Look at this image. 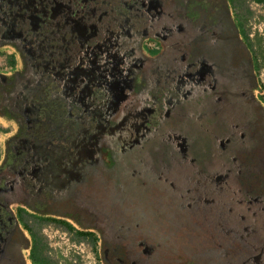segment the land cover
Returning <instances> with one entry per match:
<instances>
[{
    "label": "flooded vegetation",
    "instance_id": "obj_1",
    "mask_svg": "<svg viewBox=\"0 0 264 264\" xmlns=\"http://www.w3.org/2000/svg\"><path fill=\"white\" fill-rule=\"evenodd\" d=\"M240 1L0 0V49L14 50L8 56L10 69L0 70V117L17 123L8 132L3 129L8 138L0 156V264H35L31 249L38 234L31 220L49 221L47 213L102 230L104 264H232L238 258L236 246L243 245L224 243L235 235L213 234L214 226L198 205L178 209L176 195L165 190L172 184L149 189L148 201L133 200L132 209H142L122 217L125 221L118 223L126 229L109 237L102 223L115 227L111 222L117 220H107L106 207L117 206V198L106 196L117 194L98 179L97 171L107 163L114 166L113 152L129 155L140 146L158 156L159 169L168 171L173 164L192 168L187 161L162 157L167 138L183 133V128H221L226 136L240 139L231 146H236L242 182L245 171L252 169L240 162L245 139L249 146L264 142V91L259 90L263 61L258 36L246 29ZM253 1L264 5V0ZM147 40L154 45L149 48ZM167 47L172 49L169 61L150 63V57L161 56ZM184 105L188 108L182 110L186 114L181 122L195 111L197 117H208V126L179 125L174 114ZM200 149L190 150L199 154ZM133 157L135 165L128 161L126 168L142 170ZM196 157L201 159L197 166H209L202 159L206 156ZM198 171L208 177L201 182L202 190L219 187L216 182L226 176L212 178L210 172ZM255 177L245 181L249 187L255 186ZM126 179L121 176L112 183ZM191 179V190L199 191L194 172ZM135 181L134 189L145 187L142 178ZM261 187L264 196V175ZM106 189V194L98 192ZM93 193L96 200L97 194L102 197L99 203L105 211L96 209ZM173 210L181 214L188 234L200 236L203 230L212 238L204 236L205 243L195 247L192 256L175 252L178 256L166 263L164 245L174 238L167 237L161 225ZM147 212L155 221H147ZM168 223L173 224L169 228L175 225ZM239 254L236 264L253 256Z\"/></svg>",
    "mask_w": 264,
    "mask_h": 264
},
{
    "label": "rangeland",
    "instance_id": "obj_2",
    "mask_svg": "<svg viewBox=\"0 0 264 264\" xmlns=\"http://www.w3.org/2000/svg\"><path fill=\"white\" fill-rule=\"evenodd\" d=\"M240 4L242 13H246V29H248L250 33H256V35L263 42L262 45L264 46V5L257 4L253 0H241ZM260 27L263 29V32L260 31ZM154 43L155 42L153 40H147L145 42L149 48L152 47ZM3 50L4 51L0 49V70L7 71V69H10L8 56L14 50L12 48H5ZM170 50L172 49L167 47L161 56L152 58L150 57V63L160 59L169 61V56H171ZM142 52L145 58H149L148 54L143 48ZM258 76L260 77L259 90L260 92H263V62L259 68ZM186 108H188V105L180 106V108L178 107L176 113L174 114L176 116L175 120L180 123L179 125L184 124L183 127H185V124L187 123L194 125L205 124L208 126V117H197L194 115L195 111L192 116H186L185 122H181L182 117H184L186 114L182 110H186ZM189 114H192V112L189 111ZM15 126H17V123L11 118L0 117V156L4 151L6 140L8 138V135L5 134L6 132H4V130H7L8 132L11 130V128H15ZM185 129L186 128H183V133L174 136L173 139L167 138V146L164 147L166 149L162 157H165L167 162L172 159L179 162L187 161L192 166V168H190L188 165L181 166L180 164H177L174 166L173 164L171 167H169L168 171H165V168L159 169L158 165L160 164L156 163L155 161L158 156L152 154L148 155L146 149L140 146L139 150H134L135 152H132L133 154L129 155L118 151L113 152L114 166L112 167L109 165V163H107V165H103L101 167L100 171H97L102 173V176H99L101 175L99 173L98 179L102 180V183L112 186L110 189L114 190V187L117 194V197L112 195V198L110 197V194H107L106 196L109 199L117 198V200H113L116 201L117 206L112 207L111 205L109 208L105 204V206H107L106 211H109V214L112 216L110 217L109 215L107 220H111L112 218H114L113 220H117L115 223L111 222L113 225H115V227H108L107 222L104 221V223H102L104 224L103 230L107 232L108 236L113 232H124L126 229L125 225H120L118 222H121L123 218L128 216L132 217L134 215L133 213L136 212L135 210L142 209L141 207L132 209L130 204L133 203L131 202H133V200L140 203L144 200L148 201L149 197L147 194L149 189L154 188V190H158V185H161V188L163 187L162 189H164L167 187L165 185L172 184L170 185V189L166 188L165 190L170 192L172 191L173 196L176 195L174 197H176L178 201V209H188L198 205L201 209L199 211L203 215L202 217L207 218L214 226L213 234H222L223 232L229 231L235 235L236 239L226 237L224 238V243H227L228 241H235L239 244L241 243L243 248L241 247V249L239 246H236V253L240 252L241 254L243 252V257H246L248 253H253V256H247L245 259H241L239 264H264V196L261 195V186L264 175V142L259 143L256 146H249L245 142V139L243 144L244 148H241L242 153L240 162L245 161L249 166L252 167V169H249L247 172L245 171V178L241 176V182L238 179L239 173H241V168L237 161L236 148H234L236 146H231V144L238 143L240 139L236 141L234 136L232 137L229 134L226 136V133L224 134V131L221 128H194L192 130L191 128ZM188 129L189 131L191 130L190 132H192V134L185 135V133H188ZM262 140L264 141V137ZM160 143L163 144V140H160ZM205 144H209L210 148H205V146H203ZM193 146H197L199 149L202 146L201 149L198 150L199 154L195 152L193 154L191 152L190 149ZM201 155L206 156L202 159L205 164H209L208 167L206 165L203 167L197 166L201 159H198L196 156ZM133 156L138 157L139 160L137 162L140 164V169L142 170L134 171L132 168H126V163L128 161L132 162L133 160H137ZM207 157L209 158L207 159ZM227 157L232 160L230 164L226 161L228 160ZM191 163L194 164V166H197L196 171H194L193 165ZM132 165H135V163L132 162ZM198 169L210 172L212 178L216 175L221 176L226 174V176H224V178L219 181L216 180V184L219 187L209 186V190H204L205 188L202 190L203 184H201V182L208 179V177H206L207 175L200 173ZM164 172L165 174H162ZM193 172L195 173V176L200 179V185L198 183L199 191L195 192L190 188L191 186L193 187V180L191 179ZM132 173H136V175H132ZM137 173H142L144 175H138ZM188 173H190L191 176L184 177V175H188ZM129 175L130 177L128 178L127 176ZM255 175L259 176L258 178H254L255 186L249 187L248 182L245 181ZM121 176L126 177V181L124 183L117 181L119 183H114V185L112 182L118 180V178ZM109 178L110 180H108ZM137 178H142L144 180L145 187H138L137 189H134V185L137 183L135 179L137 180ZM213 182H215L214 179ZM95 190H97V187ZM98 192L106 194L109 191L106 189L104 192ZM93 195H95V193H93ZM97 195V200L95 195V202H97V206L95 207L98 211H105L103 203H99L102 197L99 194ZM203 209L205 210L204 212L202 211ZM46 215L51 216L50 218L46 217L49 221L45 220L46 222H44L41 220H30L33 229L36 231L42 240V243L45 245L44 254L47 257H49L56 264H104L102 261V255L103 257L105 256V253L103 252V241L106 239H103L101 229V231H99L96 229V227H83L72 218L68 221L56 219L55 217H63L62 215L56 213H47ZM145 217H147V221L148 219H150V221H155L149 212H147V216ZM145 217L143 216L141 218L146 221ZM86 218V214L83 213L81 220L84 222ZM162 219L165 221V227L161 225L162 230L167 233V237L172 235L174 238L164 245L166 252L164 258H166V263H171V261H169L167 258H175V256H178L176 255L178 253L175 254V252H189L190 256H192V252H194L195 247H200L205 243V238H203L204 236H210L212 238L211 232H203V230H201L200 236L188 234V228H185L184 223L182 222L183 219H181V214L175 212L174 210L173 216L170 214L168 216H164ZM169 221H173L175 223V228L167 227L168 225L173 226V224L168 223ZM202 228H204V226H202ZM205 230H208L207 227ZM177 232L183 234V236H178L177 234L174 236ZM239 237L241 241L239 240ZM256 249H258L261 254H256L258 251ZM238 253L236 254V257L238 258L234 257L235 260H233L232 264H236L238 262ZM24 257L25 259H29L28 250H24ZM26 262L30 264L28 260H26ZM210 263L223 264L221 261H218L217 263L215 261ZM225 263L229 264L231 262L229 260L228 262L225 261Z\"/></svg>",
    "mask_w": 264,
    "mask_h": 264
},
{
    "label": "trees",
    "instance_id": "obj_3",
    "mask_svg": "<svg viewBox=\"0 0 264 264\" xmlns=\"http://www.w3.org/2000/svg\"><path fill=\"white\" fill-rule=\"evenodd\" d=\"M258 47L260 48V54L264 63V46L262 45L261 39L258 37ZM156 215H159L155 212ZM162 217V216H161ZM175 228V227H174ZM178 233V232H177ZM175 233V235L177 234ZM45 245L42 243L40 237H35L33 248L31 249V258L35 264H55L51 262L44 254Z\"/></svg>",
    "mask_w": 264,
    "mask_h": 264
},
{
    "label": "built area",
    "instance_id": "obj_4",
    "mask_svg": "<svg viewBox=\"0 0 264 264\" xmlns=\"http://www.w3.org/2000/svg\"><path fill=\"white\" fill-rule=\"evenodd\" d=\"M259 29H260L261 32H263V29L261 27Z\"/></svg>",
    "mask_w": 264,
    "mask_h": 264
}]
</instances>
